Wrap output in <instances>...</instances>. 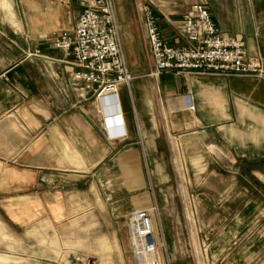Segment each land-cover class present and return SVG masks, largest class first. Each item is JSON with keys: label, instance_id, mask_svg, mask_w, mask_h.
<instances>
[{"label": "crops", "instance_id": "1", "mask_svg": "<svg viewBox=\"0 0 264 264\" xmlns=\"http://www.w3.org/2000/svg\"><path fill=\"white\" fill-rule=\"evenodd\" d=\"M147 1L172 46L188 45L182 21L202 4L224 36L245 41L250 55L264 58V0H114L132 75L119 87L117 105L108 91L98 99L96 90L79 89L73 55L54 47L56 36L75 28L79 0H0L1 262L135 264L127 223L134 211L147 210L161 264H178L183 233L177 226L191 220L170 207L190 203L166 198L160 184L151 193L146 163L158 175H197L213 166L220 172L226 162L234 170L247 162L254 173L264 165V81L173 72L153 77L156 62L141 13ZM119 110L123 134L116 138L106 115L118 119ZM207 193L198 198L206 212L194 221L216 224L188 232L191 255L182 258L264 264V230L251 228L260 202L241 209L233 223L243 225L227 228L220 223L231 216L210 214L220 199Z\"/></svg>", "mask_w": 264, "mask_h": 264}, {"label": "built area", "instance_id": "2", "mask_svg": "<svg viewBox=\"0 0 264 264\" xmlns=\"http://www.w3.org/2000/svg\"><path fill=\"white\" fill-rule=\"evenodd\" d=\"M83 10L72 32L53 39L54 47L74 57V82L79 89L96 90L98 99L112 91L118 103V89L132 80L121 42L114 0H79ZM147 40L156 62L151 73L178 76L187 73L253 77L264 81V58L249 54L245 41L224 36L212 13L202 4L186 13L180 27L185 47L169 44L161 30L151 1L141 7ZM107 122V120H106ZM122 135V134H121ZM135 264H161L151 215L134 211L127 223ZM83 264H96L88 259Z\"/></svg>", "mask_w": 264, "mask_h": 264}, {"label": "rangeland", "instance_id": "3", "mask_svg": "<svg viewBox=\"0 0 264 264\" xmlns=\"http://www.w3.org/2000/svg\"><path fill=\"white\" fill-rule=\"evenodd\" d=\"M146 165L147 189H149L151 193L154 191L153 187L160 184L162 193L166 198L175 199L176 202L186 199L190 203L188 206L175 204L170 207V210L175 211L176 214H180L181 217L186 213L191 220V222L183 221L181 225L177 226V230L181 234L183 233L180 245L181 253L179 254V259L182 260H179L177 262L178 264H189L186 259H183L191 255L189 243L186 245L185 241L186 236H188L187 233L190 231L196 233L197 230H204L207 225L216 224L202 221L195 223L194 219L206 212V208L198 204V198L201 197V194H208L207 192H209L212 196L211 198L220 199V205L212 208V210L208 209V212L212 214L221 213L223 211V213L231 216V218L227 217L229 221L220 223L221 226L225 225L227 228L233 227L234 223L236 224L234 228H237L238 225H243L244 222L241 220L233 223V221L238 219L241 209L247 207L251 201L256 200V202H260L258 203L260 219L252 223L251 228L253 232L264 230V205H262L264 204V194L261 196L257 194V192L263 193L264 191L257 186L259 183L264 184V165H258L260 167L257 169L254 168L252 170L254 173H250L249 163L247 162H243L241 169L235 170L232 164L226 162L224 169H221L224 172H218L217 166H213L209 173L197 175L187 173L158 175L152 173L153 166L149 163H146ZM201 182L207 183L208 187L203 189L198 186ZM5 259H7V261H0V264H20L17 259L6 257Z\"/></svg>", "mask_w": 264, "mask_h": 264}, {"label": "bare ground", "instance_id": "4", "mask_svg": "<svg viewBox=\"0 0 264 264\" xmlns=\"http://www.w3.org/2000/svg\"><path fill=\"white\" fill-rule=\"evenodd\" d=\"M108 91L109 94H113L112 91L106 90ZM105 91V92H106ZM118 105V103H117ZM119 108V106H118ZM118 119H115L114 116H107L106 115V120H107V126L109 129V132L112 136H115L116 138H118L121 134H123V126H122V117L120 114V110L118 112ZM115 131V135L112 134V132Z\"/></svg>", "mask_w": 264, "mask_h": 264}]
</instances>
